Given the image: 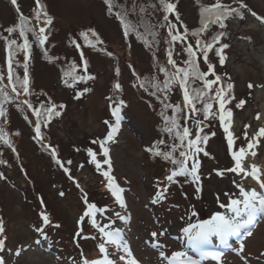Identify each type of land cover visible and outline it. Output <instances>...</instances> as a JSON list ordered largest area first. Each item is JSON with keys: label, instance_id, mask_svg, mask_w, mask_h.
<instances>
[{"label": "rangeland", "instance_id": "1", "mask_svg": "<svg viewBox=\"0 0 264 264\" xmlns=\"http://www.w3.org/2000/svg\"><path fill=\"white\" fill-rule=\"evenodd\" d=\"M191 1L179 0L178 8L183 20L193 26L197 16ZM40 2L53 17L51 29L46 30V48L49 54L58 59L56 63H47L39 54H35L30 72L34 77L33 87L38 93L34 92L31 100L36 103H64V111L60 112V116H56L50 125L48 123L45 129L62 159L71 161L70 173H61L47 155L37 151L34 131L29 123L25 122L19 113L10 111L12 128L18 129L20 134L16 140L19 156L30 181L21 175L12 155H8L6 158L10 165H3V172H0V176L3 175L0 179V220L3 221L6 236L5 246L0 252L4 256L5 264H69L65 253L71 251L68 248L70 237L75 236L77 241L83 242L82 238L76 237V232L79 230L77 220L85 209L82 199L85 193L90 203L96 204L95 200L100 204L103 200L110 203L103 215L97 213V220L102 225L110 221L112 225L109 230H121L139 264H169L160 256L161 251L169 257L175 251L190 254L185 250V236L182 232L188 222L190 209L194 208L198 215L193 217V220L208 219L214 211H225L217 204L218 196L222 203L228 201L225 193L233 198L239 197L237 183L243 184L246 190H264L259 189V185L250 177L242 180L234 173L226 172L223 176L216 174L218 170L233 166L227 141L222 134H217L218 136L208 144L211 156H201V192L196 193V187L188 185L183 189L173 186L168 192L171 196H163V201L157 199L159 187L165 186L164 169L161 162L153 159L146 151V146L157 136V119L151 113L143 95L131 87L130 68L126 65L132 63L139 73L148 71L150 62L147 52L134 41L130 44L124 43L118 24L106 16L102 0ZM17 3L25 15H29L35 8V0H17ZM244 3L257 15L264 16V0H244ZM16 15V8L11 2L0 0V20L4 26H9L17 20ZM33 24L38 32L39 27L43 26V20ZM227 25L232 34L228 40L224 70L228 71L233 82L236 99L245 101L242 108L234 107L236 110L232 130L236 137L234 148L238 149L246 147L248 143L244 137L245 125H249V139L259 128L264 127V25L248 11L241 19L230 17ZM88 28L98 32L117 55L118 62L116 58L108 59L88 46L79 50V47L71 42L74 38L76 43H81L78 31ZM82 55L87 61V73L81 61ZM76 61L80 71L94 76L91 83L88 81L74 86L75 89L82 87V84L90 86L85 87L88 91L81 99L76 98L72 90L62 89L59 85L61 72L66 70L69 63L72 62L70 65H73ZM116 67H119L121 72L120 81L124 90L122 100L125 99L127 106L119 113L120 127L116 135L114 134L111 140H106L109 125L115 123L112 108L106 105L105 99L110 96ZM249 83L254 87L249 89ZM257 114L260 119H256ZM34 117L31 116L33 125ZM104 121H108L109 125ZM93 140L105 142L104 147L108 149V158L111 160V175L115 177L119 187L124 189L122 195L125 208H121L108 189L104 188L107 180L101 172L107 170L108 165L103 164L105 157L100 143L95 149L91 148ZM51 141L47 139L51 148L53 146L56 149ZM89 148L97 153L96 159L101 162V171L97 170L95 164L89 163ZM253 150L257 155H249L246 163L256 164L264 172V138H259V143ZM61 192L64 193L63 196L60 195ZM38 196H41L45 210L52 219L51 223L45 226L44 235L36 231V228L42 227L38 219ZM115 213L129 219L122 222ZM87 222L85 218L79 226L82 235L83 230L87 228ZM57 224L60 227H55ZM248 230L251 231V236L246 234ZM152 232L157 233L155 238L151 236ZM94 234H98L97 231ZM97 239L100 241L99 234ZM241 243L244 244L242 255L248 259V264H264V255H261L264 253V215H258L249 229L241 230V235L228 243L230 247L220 252V261L209 258L202 261V264H244L233 251L239 248ZM218 245V238L213 237L212 246L219 248ZM106 247L115 264H123L119 259L123 253L117 251L114 245L111 248L109 245ZM92 249L94 252L93 246ZM212 250L214 249H210Z\"/></svg>", "mask_w": 264, "mask_h": 264}, {"label": "snow or ice", "instance_id": "2", "mask_svg": "<svg viewBox=\"0 0 264 264\" xmlns=\"http://www.w3.org/2000/svg\"><path fill=\"white\" fill-rule=\"evenodd\" d=\"M239 8L230 7L224 3H221V0H214L210 5H201L200 6V27L194 30L189 29L183 22L180 20L179 13L176 12V4L172 3L171 0H159V7L162 9L163 21L166 22V27L168 29L169 40L166 43L169 44V49L167 51V64L170 65L174 71H168L165 66L157 65L160 73L164 74L165 79L163 80L162 87L160 84H154L153 87L160 92L165 93V100L168 99L167 93L173 91V87L176 86L182 93V103L172 104L164 103V111L160 113L162 120L164 122L160 131L166 133L170 139L174 142L169 146V151H161L159 145L165 144V140L161 139L152 145L151 148L146 149L155 157H161L165 161H170L173 167L169 170V174L165 176V180L169 183L175 182V178L179 176L191 177L193 183L196 184L195 191L196 193L201 192L200 186V175L199 169L201 166L200 160L197 159V154L203 152L205 156L209 154L202 148L201 144H206L209 140V135L201 133L203 132V124L205 120L209 118L218 119L220 127L225 133V139L227 141L228 152L233 161V166L227 169L218 170L217 175L223 176L226 172L234 173L237 176H240L242 180L246 178H251L256 181L259 185V189L264 190V172L256 164H247V157L250 155L255 157L257 153L253 150L256 145L259 143V138H264V127L258 129V131L253 135L251 139L248 138L247 128L249 125H245L244 137L248 140L246 147H240L238 149L234 148L236 137L231 131L233 124V112L228 105L231 103L235 97L232 95V90L234 85L232 83L224 84L220 75L216 74L215 65L209 59V53L215 51V55L219 59V64L223 66L227 59L224 54V50L229 47L228 44H221V37L225 35L224 32H219L211 38H205L204 34L207 32L211 25L219 24L220 28H224L226 25L224 21L229 17L235 15L243 18V14L240 10H247L250 14L264 25V16L257 15L256 12L248 9L244 0H237ZM11 4L16 8L19 23L13 27L5 29L9 34H12L19 30L20 37L23 38V43L17 44L15 39H8L4 37L5 40V50L7 52V66H8V85H11L12 92L16 93V96H20L21 92L23 94H30V79L28 73V63L30 58V49L32 44L29 42L26 32H32L36 41L40 46L45 44V41L48 39L46 34V29L48 26L52 25L53 17L48 14L45 10V6L40 2V0H35V8L33 9V18L36 21H40L43 17V26L39 27L38 32L33 28L29 27L30 20L28 17L24 16L20 11L17 0H11ZM108 14H115L116 18L119 20L120 25L123 28L124 35L128 34L135 30V25L127 18V10L117 11L114 13V9L117 8L114 0H104ZM135 11V7H133ZM141 12L144 11L143 8L140 9ZM168 14H175L176 23L169 21ZM177 25L183 29V31L178 30ZM89 33L92 37H95V43L89 39ZM155 36V33H152ZM189 35L195 39V43L189 42ZM80 36L84 38L90 47H95L96 44L101 43L97 34L94 30L89 29L87 32H81ZM177 42L181 43L183 46L182 51L186 54V59L183 61L184 66L181 67L177 64V61L173 58V49L172 45ZM75 43V41H73ZM147 43V41H146ZM216 45H219L218 47ZM79 47V45H77ZM23 51V67L24 74L22 80L19 77L13 76V57L16 50ZM109 56L112 53H108ZM203 60V63L206 65V71H202L200 67V60ZM81 61L84 66V71L87 73V61L81 56ZM75 65H73V69ZM69 73H65V76ZM117 75H119V70L117 69ZM214 77L209 79V77ZM94 79L91 75H71V82L68 79H64L63 83L67 87H73L77 82L87 81ZM230 80L231 78L228 77ZM3 81V77L0 76V82ZM195 82H200L201 86H195ZM143 86V85H142ZM7 86L0 87V117L5 116V109L3 107V102L9 99L8 93L5 90ZM252 83L248 84V88H253ZM113 88L115 91L119 92L121 85L119 82L114 83ZM88 91V89H84ZM212 93V95H209ZM156 95V92L152 93ZM82 95L81 92L76 93V98ZM108 99H112L109 97ZM23 104L27 105L28 109L32 111V114L36 117L34 125L35 139L38 141H43L44 137L41 132L42 124L47 126L53 116H60V111L58 109H63L65 106L63 104L57 105L52 101H49L47 104H41L40 107L34 108L33 105L28 101L24 100ZM197 103H202V108H197ZM214 104L218 105L214 109ZM245 104L244 100H240L235 107L242 108ZM124 105L123 100H119L115 103V106L112 107V115L115 117V123L110 124L108 121H104L106 125H109V132L106 137V140H111L113 135L119 130L120 127V110ZM171 109L172 114L169 116L166 114V111ZM183 113V120L185 123L191 119L195 123L196 132L193 135L191 129L187 126L181 127V123L178 120L180 114ZM197 113H202L203 120L195 119ZM256 119H260V115L257 114ZM7 121H5L6 123ZM175 133V135H173ZM18 135V133H17ZM214 136L215 133H212ZM175 141H179L176 143ZM0 142L4 145H7L9 148H12L15 151V148L12 145L11 140L8 137V134L0 127ZM93 144L98 143L97 140L92 141ZM103 156V164L108 165L107 170H103L101 174L106 178L107 184L105 187L115 198V202L119 204L121 208H125L126 204L123 198L124 189L119 187L116 183L115 177L111 175V160L108 158V149L104 147V141H99ZM42 147L45 149L51 148L48 144H42ZM179 150V157L175 158L173 153ZM87 154L90 157L89 163L95 164L98 171H101V162L96 159L97 153L94 152L91 148L87 149ZM51 156L53 161L63 168L65 173L69 172V168L64 167V163L71 164V161L61 162L58 158L57 150L51 148ZM191 165L189 167V161ZM3 177L0 176V179ZM71 179V177H69ZM235 183V181H234ZM79 187V185H77ZM236 187L239 189V197L233 198L228 193H225V196L228 197L227 203L220 202L219 196L217 197V204L220 209H225V211H214L209 216L208 219H197L192 220L193 217H196L197 213L195 209H190L188 212V223L185 227L182 228V232L187 239V243L191 251L195 252L199 259H195L192 256L188 255L185 251H175L171 256H166L163 251L160 252V256L167 260L169 264H202V261L211 258L214 261H220L221 253L217 251L207 250L212 244V238H218L222 243L227 244V238L231 235L238 234L241 230H247L254 223L258 215H264V191H257L255 188H250L249 190L245 189L243 184L237 183ZM81 191H83L81 189ZM167 188L165 187L163 191L157 192V199H163V192H166ZM61 196L64 195L63 192L60 193ZM85 203V209L83 214L77 220L78 231L76 232V237L83 239H96V236H82V229L79 226L85 220L88 219V223L91 224L92 228L96 229L99 234L100 242L97 244L99 251V258L88 259L82 255V264H115V261L110 259L107 245H114L117 251L122 252L123 254L119 256L120 261L124 264H139V262L133 256L131 248L129 247L127 241L123 238L121 230L111 229V223L101 224L97 220V213L103 215L106 211L105 208H98L94 203H90L87 200V194L85 193L82 197ZM41 205L43 206V201L41 200ZM41 219L44 225H49L51 223L49 216L46 212L40 213ZM115 216L121 221H127L129 217L122 216L120 213H115ZM55 227H60V225H55ZM36 231L44 235L43 228H36ZM4 227L3 221L0 220V249H3L5 246V239L3 238ZM162 234V233H161ZM248 236H251L252 233L250 230L246 231ZM151 236L155 238L157 236L156 232H152ZM46 239V235L44 236ZM244 264H248V259L242 255L244 252V244L241 243L239 248L233 249ZM19 251L17 255H19ZM264 255V253H261ZM0 264H5L3 258H0Z\"/></svg>", "mask_w": 264, "mask_h": 264}, {"label": "trees", "instance_id": "3", "mask_svg": "<svg viewBox=\"0 0 264 264\" xmlns=\"http://www.w3.org/2000/svg\"><path fill=\"white\" fill-rule=\"evenodd\" d=\"M8 2L10 3L11 1L8 0ZM115 4L117 5V8L114 9V13L117 11H124L127 10V18L129 21H131V23L133 25H135V30L131 31L128 36L124 35V31L122 26L120 25L119 20L116 18L115 14H108L107 9H106V5L104 4V0H102L103 3V7L105 9V14L108 18L113 19L119 26L120 32H121V36L122 39L124 41L125 44H130L132 41L140 44L145 51L148 54V58H149V62H150V69L146 72L143 73H139L136 71V69L133 67L132 63H126V65H128V67L130 68V76H131V87L137 91H139L144 99L146 100V103L149 105L150 107V111L151 113H153L157 119V125H156V131H157V136L155 137V139L152 140V142L146 146V149L151 148L153 144H155L157 141L164 139L165 140V144H161L159 145V148L161 151H169L170 148L169 146L174 142L172 139H170L168 137V135L166 133H163L160 131L161 127L163 126L164 122L162 120V117L160 115V113L162 111H164L163 108V104L164 103H172V104H177V103H182V93L179 90L178 87L174 86L173 87V91H171L170 93H167L168 99L165 100V93L164 92H160L158 91L156 88L153 87L154 84H160L162 87L163 84V80L165 79L164 74L160 73L158 70L157 65H161V66H165L168 71H174V69L167 64V51L169 49V44L166 43V41H168L170 38L168 36V29L166 27V22L163 21V11L162 9H160L159 7V0H114ZM172 3L176 4V12L179 13L180 16V20L183 22L184 25L187 26V28L189 29V33L191 32V30L197 29L200 27V6L201 5H210L211 3L214 2V0H192L191 3L192 5L195 7V12H196V24L193 26H190L186 21L183 20L181 12L179 11L178 8V3L179 0H171ZM221 3H224L230 7L233 8H239V4L236 1H228V0H221ZM133 7H135V11H133ZM143 8L144 11L141 12L140 9ZM46 10V9H45ZM243 14L247 12V10H240ZM24 16L28 17L30 20V24L29 27L30 28H35L34 27V22L36 21L33 18V10L29 15H25ZM169 15V21H171L172 23H176V19H175V14H168ZM260 16V15H259ZM231 17H235V18H240L239 16H231ZM17 20H15L13 23H11L9 26H4L0 20V76L3 77V81L0 82V87H5V90L8 93L9 99L7 101L3 102V107L5 109V116L4 117H0V127H2L4 129V131L8 134L9 139L12 142L13 147L15 148V151L12 150V148H9L7 145H4L2 142H0V172H3V165H10L7 161V156L8 155H12V157L16 160L17 166L18 168H20L21 171V175L26 178L28 181H30V179L27 177V172L26 169L24 167V165L21 162V158L19 156V146H18V142L16 141L17 138L20 136L19 134V130L12 128L11 125V119H10V111H15L17 113H19L20 117L27 123H29V126L31 129H33V120L31 119L32 111L30 109H28L27 105L23 104L22 102L24 100H28L34 108L40 107L41 104H47L48 102L46 101H42L41 103H36L34 101L31 100V96L32 94H34V92L38 93L34 87H33V74L30 72V66L31 63L33 62V58L35 56V54H39L40 58L43 59V61L47 62V63H56L57 61V57L53 56V54H49L48 49L46 48L47 43H48V39L45 41V44L43 46H40L38 44V42L36 41L35 37L33 36L32 32H26V36L29 40V42L32 44V47L30 49V58H29V63H28V73H29V79H30V94H23L21 92L20 96H16V93L12 92V88L11 85H8V80H7V75H8V66H7V52L5 50V40L3 39L4 37H7L8 39H15L17 41V44H21L23 43V38L20 37L19 35V30H17L16 32L9 34L5 31V29L9 28V27H13L16 24L19 23V18L18 15H16ZM230 18V17H229ZM228 18V19H229ZM226 19L224 21L225 23V27L224 28H220L219 24H215V25H211L209 27V29L207 30V32L204 34L205 38H211V36L219 33V32H224L225 35L223 37H221V44H228V40L230 35L232 34V30L228 28L227 25V20ZM241 19V18H240ZM41 20H43V17H41ZM40 20V21H41ZM178 30L183 31L182 28L179 27V25H177ZM51 26H48V28L46 30H50ZM89 29H84L83 31H78V34L81 32H87ZM35 30V29H34ZM94 30V29H91ZM95 33L97 34V37L99 38V40L101 41V43L96 44L95 47H90L87 43V41L82 38L80 36L81 39V43H76V40L74 38H72L71 42L75 41L76 45H79V50H82L85 46L90 47L91 49L96 50V52H101L102 55H105L109 58H116L117 62H118V57L117 55L111 50V48L108 47L107 43L105 42V40H103L98 32L96 30H94ZM152 33H155V36L152 35ZM89 39L93 41V43H95V37H92L91 34L89 33ZM147 41V43H146ZM189 42L191 43H195V39L191 37V35H189ZM84 44V45H83ZM184 45H182L181 43L177 42L176 44L172 45V49H173V58L177 61V64L181 67L184 66L183 61L187 58L186 54L183 53L182 48ZM217 47L219 45H216ZM226 50H224V54L227 57V53ZM48 52V53H47ZM108 53H112L111 56L108 55ZM20 55V58H19ZM23 51L21 50H16L15 51V55L13 57V61H12V65H13V76L15 77H19L21 80L23 78V74H24V67H23ZM209 59L210 61L215 65V71L217 75H220L222 78V81L224 82V84L227 83H232V80L228 79L229 77V73L228 71L224 70L225 65H226V61L225 64L223 66H221L219 64V59L218 57L215 55V51H212L209 53ZM72 61V60H71ZM75 61V60H74ZM116 62V65H117ZM72 63V62H71ZM71 63H69L68 67L66 68V70H64L63 72H61V82L59 83L60 87L62 89H66V90H72L75 93L77 92H81L82 95L79 96V98L81 99L82 97H84L87 92L84 91L85 89V84H82V87L78 88H74L75 85L81 84L83 82L88 83V81L91 83L93 79L91 80H87V81H80L77 82L73 87H67L65 86V84L63 83L64 79H68L69 82H71V75H76V76H80V75H86L84 74L82 71L79 70V65L76 62H74L73 65H75V68L73 69V65H70ZM200 63V67L202 71H206V65L203 63V60L201 59L199 61ZM58 64V63H57ZM20 69V70H19ZM117 69L119 70V67H116L114 70V74H116L115 79H113L112 83H111V87H110V96L112 97V99H108L109 97H107L105 99L106 101V105L108 107H114L115 103L118 102L119 100H122V94L124 93L123 91V86L121 84L120 81V75L121 72L119 70V75H117ZM65 73H69V75L65 76ZM91 76H93L91 74ZM94 77V76H93ZM214 77H209V79H213ZM119 82L121 85V89L119 92L115 91V89L113 88L114 83ZM143 85V86H142ZM195 86H201L200 82H195ZM90 87V86H89ZM86 87V88H89ZM156 92V95H153L152 93ZM121 95V96H120ZM209 95H212V93H209ZM232 95L235 97L234 100L231 101V103L228 105L229 108H231L232 112H233V121L235 118V105L239 102L236 99L235 93L232 90ZM37 97V96H36ZM0 99H2V97H0ZM244 100V99H243ZM124 101V105L121 107L120 111H124L126 105V101L125 99H123ZM113 103L112 105H109L111 103ZM57 105L63 104V102H59L56 103ZM65 106V105H64ZM218 107V105L214 104V109ZM197 108H202V103H197ZM65 109V107L63 109H58V111L63 112ZM167 115H171V109L166 111ZM34 116V115H33ZM56 118V116H53L49 122L50 123ZM195 119H199V120H203V115L202 113H197L195 116ZM179 122L181 123V127L183 126H187L191 129L193 135L196 132V126L195 123L193 122V120L189 119L186 123L183 120V113L180 114V116L178 117ZM5 121H7L5 123ZM203 132L201 133L202 135L207 134L209 135V140L207 141L206 144H201L200 146L202 148H204V150L209 154L208 156H211V154L208 151V144L210 142V140H212L213 138H215L216 136H218L217 134H222L224 140L225 139V133L223 132V129L220 127V123L218 119H212L209 118L208 120L204 121L203 124ZM231 131L233 132L232 128ZM41 132L43 134V141H38L35 138V143L37 144L38 148L37 151L43 153V155H47L53 166L60 171L61 173H65L63 168L60 167L59 165H57L51 156V149H45L42 147V144H48L47 143V139L48 141H51V137L49 134L46 133V129L45 126L41 127ZM18 133V135H17ZM212 133H215V135L213 136ZM173 135H175V133H173ZM113 138V137H112ZM50 139V140H49ZM52 142V141H51ZM176 143H179V141H175ZM99 143V142H98ZM98 143L93 144L91 148L95 149L96 147H98ZM49 145V144H48ZM52 145H55V143L52 142ZM53 148V146H52ZM57 150V147H56ZM149 152V151H148ZM150 153V152H149ZM58 154V158L61 160V162H66L62 159L61 154L57 151ZM151 157L153 159L159 160L163 166L164 169V175H163V182L165 183V186H160L158 191H163V188H167L166 192H163V196L169 197L171 196V194H169L168 192H170V187H176V188H185L184 186L188 185L192 188L196 187V184L192 182L191 177H185V176H179L175 178V182L173 183H169L167 180H165V176L169 174V170L172 169L173 167H175L174 165L171 164L170 161H165L164 159H162L161 157H155L150 153ZM175 158H180L179 157V150H177V152L173 153ZM201 156H205L203 152L198 153L197 154V159L200 160L201 163ZM191 160L189 161V167L191 165ZM70 164L64 163V167L69 168L70 171ZM199 175L200 178L202 176V170H201V166L199 169ZM3 176V175H1ZM33 185V183H32ZM103 186V185H101ZM106 188V187H104ZM107 190V188H106ZM106 192V191H103ZM197 196V194H195ZM39 200V204H40V211L39 213L46 212L45 210V205H44V201H43V206L41 205V196H38L37 201ZM161 201H163V199H160ZM95 205L98 208H104L108 205L107 200H103L102 204L98 203L95 200ZM107 203V204H106ZM49 216L50 221H52L51 216L48 212H46ZM197 213V212H196ZM196 217H198V215H196ZM41 218V216H40ZM198 218H195L193 221L197 220ZM42 220V219H41ZM41 228H43V230L46 229V225L43 224V221H41ZM96 233V230L94 228H92L90 223H87V229L84 231L82 236H87V237H91V236H96L98 234H94ZM3 238H6V236L3 233ZM83 240V242L77 241L75 238L70 237V240L68 241V243L70 244V246L68 247L69 250H71L69 253L66 252L65 253V257L67 259H69V264H79V262L82 264V255L81 253H83V257H86L88 259H94V258H99V251L97 248V244L100 242L97 238L96 239H81ZM6 242V239H5ZM92 246L94 247V252L92 249ZM112 245H109V247L111 248ZM2 250V249H0ZM111 259V258H110Z\"/></svg>", "mask_w": 264, "mask_h": 264}, {"label": "bare ground", "instance_id": "4", "mask_svg": "<svg viewBox=\"0 0 264 264\" xmlns=\"http://www.w3.org/2000/svg\"><path fill=\"white\" fill-rule=\"evenodd\" d=\"M240 234H241V232L238 233V234H234V235H240ZM229 237H230V236H229ZM229 237L227 238V241H228ZM219 243H221L222 245H224V243H222V242L218 239V244H219Z\"/></svg>", "mask_w": 264, "mask_h": 264}]
</instances>
